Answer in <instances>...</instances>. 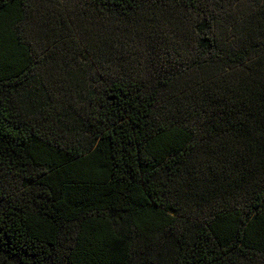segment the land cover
I'll return each instance as SVG.
<instances>
[{
    "label": "trees",
    "instance_id": "16d2710c",
    "mask_svg": "<svg viewBox=\"0 0 264 264\" xmlns=\"http://www.w3.org/2000/svg\"><path fill=\"white\" fill-rule=\"evenodd\" d=\"M0 264H264V0H0Z\"/></svg>",
    "mask_w": 264,
    "mask_h": 264
}]
</instances>
